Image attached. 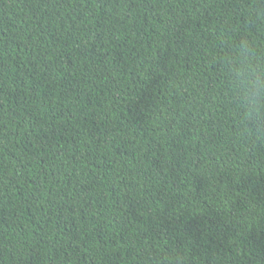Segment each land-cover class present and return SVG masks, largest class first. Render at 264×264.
Returning <instances> with one entry per match:
<instances>
[{
    "label": "trees",
    "instance_id": "trees-1",
    "mask_svg": "<svg viewBox=\"0 0 264 264\" xmlns=\"http://www.w3.org/2000/svg\"><path fill=\"white\" fill-rule=\"evenodd\" d=\"M264 0H0V264H264Z\"/></svg>",
    "mask_w": 264,
    "mask_h": 264
},
{
    "label": "clouds",
    "instance_id": "clouds-1",
    "mask_svg": "<svg viewBox=\"0 0 264 264\" xmlns=\"http://www.w3.org/2000/svg\"><path fill=\"white\" fill-rule=\"evenodd\" d=\"M234 88L240 106L245 109V119L257 125L264 124V69L252 65L239 67Z\"/></svg>",
    "mask_w": 264,
    "mask_h": 264
}]
</instances>
